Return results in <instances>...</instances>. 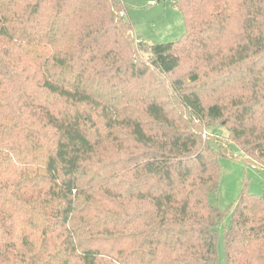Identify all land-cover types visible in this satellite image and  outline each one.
I'll return each mask as SVG.
<instances>
[{
    "label": "trees",
    "instance_id": "obj_1",
    "mask_svg": "<svg viewBox=\"0 0 264 264\" xmlns=\"http://www.w3.org/2000/svg\"><path fill=\"white\" fill-rule=\"evenodd\" d=\"M177 5L145 50L122 0H0V264H218L220 161L264 170V0ZM229 212L225 263L264 264V194Z\"/></svg>",
    "mask_w": 264,
    "mask_h": 264
},
{
    "label": "rangeland",
    "instance_id": "obj_2",
    "mask_svg": "<svg viewBox=\"0 0 264 264\" xmlns=\"http://www.w3.org/2000/svg\"><path fill=\"white\" fill-rule=\"evenodd\" d=\"M126 5V19L130 21L137 35L136 45L148 46L174 43L185 33L184 18L177 5L179 0H122ZM141 41V42H140ZM148 57L147 54H143ZM183 75L185 71H181ZM222 140L228 132L218 127ZM237 160L221 159V182L218 193L213 196V203L224 213V222L219 226L217 242L218 264L225 263L224 228L230 226V207L237 200L240 192L246 189L255 195L264 194V170L248 162L241 152L233 147Z\"/></svg>",
    "mask_w": 264,
    "mask_h": 264
},
{
    "label": "built area",
    "instance_id": "obj_3",
    "mask_svg": "<svg viewBox=\"0 0 264 264\" xmlns=\"http://www.w3.org/2000/svg\"><path fill=\"white\" fill-rule=\"evenodd\" d=\"M141 42V41H140Z\"/></svg>",
    "mask_w": 264,
    "mask_h": 264
}]
</instances>
